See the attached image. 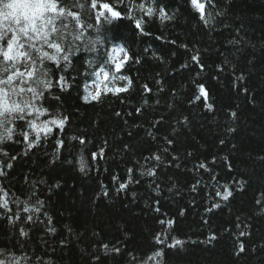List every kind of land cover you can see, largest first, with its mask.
<instances>
[{"label": "trees", "instance_id": "obj_1", "mask_svg": "<svg viewBox=\"0 0 264 264\" xmlns=\"http://www.w3.org/2000/svg\"><path fill=\"white\" fill-rule=\"evenodd\" d=\"M96 3L95 9H91V0H87L86 4L93 16L105 12L103 3H109L113 11L121 12V16L113 18L110 12H105L111 23L102 17L97 25L100 32L88 29L86 33V36L90 34L91 39L99 35L101 43L96 44L97 51L77 52L73 57V64L80 72H84L87 69L86 61L95 59L98 61L94 65L97 71L107 58L103 54H110L113 47L123 48L132 58L128 59L119 71L109 67V78L100 86L97 100L90 99V102H85L82 99L87 94L83 87L84 79H80L77 85L69 89L70 94H61L58 88L50 90L52 96L45 93L48 101L44 107L49 111L40 117L38 123L53 118L56 113L61 116L68 115L70 122L65 125L64 133L53 127V133L46 141L41 133L40 146L30 150L26 148L23 138H17L15 135L12 140L0 145L9 156H17L9 179L5 182L11 192L20 199H26L31 189L29 184H25V177L30 183L41 179L46 181V184L39 185L40 198L47 200V211L53 216L57 229L61 230V238L67 236V232L63 231L66 225L79 233L88 229L85 239L77 243L72 250L74 264H84L80 250L90 248L93 231L100 232L105 242H120L122 249L144 257L146 264H153L146 258L153 251V237L161 230V226L145 205L152 204L155 199L161 200L162 211L168 212L169 217L176 216L180 207L189 208L184 217L177 218L172 235L193 240H203L209 235L210 229L201 220V197L204 193L201 192L196 197L199 207H192L190 203L195 194H189L186 181L191 180V175H179L181 195H172L165 191L161 197H156L145 179L141 184L131 187V190L138 194L135 202L131 200L130 195L96 200L95 203L92 201L101 191V183L108 185L111 190L113 175H118L121 180L125 179L127 168L132 167L135 160L148 154L147 151L137 149L147 148L146 132L154 121L161 118L164 121V127L159 128L157 135L165 132L171 135L172 128L177 127L176 119L188 116L192 122L191 127L180 133L179 142L175 145V154L183 159L187 152H193L192 163L205 158L210 160L213 155L220 157L231 154L235 157L233 164L236 172L233 175L251 180L245 192L236 194L228 206L212 216L211 230L231 231L237 217H240L250 225L253 234L250 243L264 242V209L255 203L261 191H264V161L260 159L264 156V110L259 106L253 109L247 105L245 97L240 95L238 88L233 85L234 72L236 75L240 72H250L253 86L257 92L261 91L260 80L264 78V73L260 70L261 64L264 63V0H228L227 16L213 22L212 28L205 27L198 15L189 10L187 0H125L124 3L120 0H96ZM141 3L145 5L144 11L137 7L128 10L126 7ZM149 6L154 9L151 17L146 14ZM221 6H224L223 0ZM159 7H164L169 15L174 14V19H161ZM76 11L79 12V9ZM137 20L140 21L143 32L136 27ZM241 24L243 28L240 35L255 45V49L249 48V52L254 51L257 58L255 68L246 64L243 58L232 55L234 48L229 41L236 38L235 29L240 28ZM185 44L188 45L187 48L181 46ZM145 49L148 51L145 52ZM197 51L205 65L203 71L191 61V56ZM222 54H227L229 64H223ZM136 57H139V63H136ZM49 64L54 68L51 62ZM184 64L189 67L182 68ZM221 65L224 71L218 72L217 68ZM67 74L75 73L69 69ZM119 76L131 79L132 85L124 92L115 93L116 87L127 85V80H120ZM95 79L94 76L89 77L87 82L91 85ZM157 80L161 81L160 85L155 83ZM197 83H204L210 89L214 112L206 111L201 102H191ZM145 84L151 92L144 91ZM161 87L163 91L160 90ZM109 88L113 91H109ZM174 91L176 95H173ZM55 95H60L61 99H53ZM145 100L148 101L147 104L144 103ZM157 100L160 101L159 104L156 103ZM170 104L173 105L172 108L168 107ZM237 105L240 106L241 134L235 139L228 137L231 143L220 145L219 138L225 135V129L230 123L228 111L236 110ZM137 108L141 110L140 114H137ZM117 112L121 114L119 117L116 116ZM10 127L16 128V125ZM129 132L132 133L131 136ZM34 135L35 133H30V139ZM72 136H83L86 144L81 146L78 140H71ZM17 139L20 140L19 143ZM57 139L64 140L65 147L58 149ZM89 140L90 144L87 143ZM232 143L240 145L238 152L232 151ZM125 144L132 146V151L125 152ZM101 147L104 149V159L99 156ZM25 151L27 155H24ZM93 152L97 153L95 160L91 158ZM57 155V163H49V160ZM81 158L86 164L85 173L79 171ZM68 160H72L73 164L68 165ZM191 166L190 163L188 167ZM217 171L223 172L225 179H231L223 164H220ZM204 179L207 180V174ZM56 183H59L61 188H53V193L49 195L47 188ZM81 192L85 195L81 196ZM11 234L10 226L0 225V248H12L13 242L7 239ZM30 237L24 249L28 253L39 254L43 247V233L34 230ZM48 239L49 243L58 242ZM234 239L235 235L229 236L225 232L219 241L210 245L207 250L204 245L190 246L170 264H237L232 255ZM247 260L248 264H262L264 253L249 256ZM105 264H129L127 254L108 259Z\"/></svg>", "mask_w": 264, "mask_h": 264}, {"label": "snow or ice", "instance_id": "obj_2", "mask_svg": "<svg viewBox=\"0 0 264 264\" xmlns=\"http://www.w3.org/2000/svg\"><path fill=\"white\" fill-rule=\"evenodd\" d=\"M120 2L124 3L125 0H120ZM187 3L189 10L197 14L199 20L208 28H212L213 22L218 21L220 17L227 16L228 0H223V7L221 0H187ZM86 4L87 0H0V130H2L0 131V145L12 140L15 135L17 138L22 137L26 148L30 150L40 146L41 133L44 134L43 139L46 141L53 133V127L61 133L65 132V125L70 122L68 115L61 116L56 113L53 118L38 123L40 117L48 114L49 109L44 107V104L47 103L48 96H52L50 90L53 88H58L61 94H70L69 89L77 85L80 79H84L83 87L87 94L82 99L85 102L98 99L99 91L97 90L95 94L90 91L91 86L87 78L94 76L96 78L92 82L94 85L99 84L101 75L107 81L109 71L106 69H109L110 62H113L111 54H103L107 58L100 64L98 72L94 68V65L98 63L97 60L86 61L87 69L80 72L73 64V57L82 50L96 52V44L101 43L99 35L91 39L90 34L86 36L87 30L94 29L99 33L100 28L97 25L100 24L102 17L111 23L105 12H110L113 18H119L121 12L113 11L109 3H103L102 7L105 12L93 16ZM126 7L128 10H131V7H137L141 11L145 10L143 3ZM95 8H97L96 0H91V9ZM76 9H79V12ZM158 11L161 19H174V14L169 15L164 7H159ZM153 12V7H147L146 14L149 17L153 15ZM136 27L143 32L139 20L136 21ZM242 28L241 24L240 28L235 29L236 38L229 41L234 48L232 55L243 58L246 64L255 68L257 58L254 51L249 52V48L255 49V45L247 42L240 35ZM171 43L176 42L171 41ZM181 46L188 47L186 44ZM120 51L124 49L121 48ZM144 51L147 52L148 49ZM222 55H224L223 64H229L227 54ZM124 58L128 60L132 57L125 53ZM135 61L139 63V57H136ZM191 61L198 66L200 71L204 70L205 65L201 62L199 51L191 56ZM49 62L54 65V68ZM121 67V63H115L117 71ZM181 67L186 69L189 65L184 64ZM69 69L75 74L66 75ZM260 70L264 73V63L261 64ZM217 71L223 72V65L218 66ZM233 76L234 88H238L239 94L245 97L247 105L253 109L259 106L264 110V78L260 80L261 91L257 92L250 80V72L247 74L240 72L239 75L234 72ZM197 77H199V72H197ZM118 78L127 80V85L116 87L115 93L124 92L132 85V80L127 77L119 76ZM213 79H218V77H213ZM155 83L160 85L161 81L157 80ZM195 87L196 92L191 102H201L206 111L214 112L215 106L214 101L211 100L210 89L204 83H197ZM108 90L113 91L112 88ZM160 90L163 91V88L161 87ZM144 91L151 92L147 84L144 85ZM46 92L48 96L45 95ZM173 95H176L175 91ZM53 99L60 100L61 96L55 95ZM144 103L147 104L148 101L145 100ZM156 103L159 104L160 101L157 100ZM168 107L172 108L173 105L170 104ZM140 111L139 108L136 109L137 114H140ZM120 115L119 112L116 113V116ZM228 116L230 123L225 129V135L219 138L220 145H225L226 142L231 143L228 137L235 139L241 134L240 106L237 105L236 110L229 109ZM17 121L24 123L17 124ZM191 123L188 116H182L176 119L177 127L172 128L171 135L167 132L157 135L159 128L164 127V121L163 118L154 121L146 132L147 148L137 149L147 151L148 154L135 160L133 166L127 168L125 179L121 180L118 175H113L111 190L108 185L101 183V191L96 194L92 202L129 195L135 202L138 194L132 191L131 187L141 184L145 179L148 180V187L156 197H161L165 191L172 195H181L182 185L179 175L181 173L186 176L190 174L191 180L186 181L187 190L189 194H195L190 203L192 207H199L196 197L201 192L204 193L201 197L203 200L201 220L210 229L209 235L203 240L180 239L172 235L177 218L184 217L189 208L180 207L176 216L169 217L168 212L162 211L161 200L155 199L152 204H146L145 207L155 215L161 230L157 231L153 237V251L147 256V261H152L153 264H170L190 246L204 245L207 250L226 232L229 236L235 235L232 255L237 264H248L249 256L264 253V242L250 243L253 235L250 225L244 219L237 217L231 231L223 229L222 232H216L211 230L210 221L218 210L222 211L231 200L235 199L236 194L245 192L251 180L233 175L236 172L233 164L235 157L231 154L220 157L213 155L210 160L205 158L195 163H192L194 153L191 151L187 152L183 159L175 154V145L179 142L180 133L186 128L190 129ZM10 125H16V128L23 130L17 131ZM169 127L172 126L169 125ZM30 133H35L31 139ZM129 135L131 136L132 133L129 132ZM71 140H78L81 146L86 144L83 136H72ZM19 142L20 140L17 139V143ZM87 143L90 144L91 141ZM56 145L58 149L63 148L65 142L57 139ZM239 150L240 145L232 143V151L238 152ZM124 151H132V146L125 144ZM24 155H27V151ZM96 156L95 152L91 154L93 160ZM99 156L101 159L105 157L103 147L99 150ZM0 157H3L0 158V225L10 226L12 234L7 239L13 242L12 248H0V264H74L72 250L77 243L85 239L88 229H85L84 233H79L66 225L63 231L67 232V236L61 238V230L57 229L53 216L47 211V200L40 198L39 185L46 184V181L41 179L30 183L25 177V184H29L31 191L26 199L18 198L5 183L9 179L10 170L13 169V162L16 161L17 156H9V153L0 147ZM58 159V155L54 156L49 163L55 165ZM260 159L264 161V156ZM190 163L192 166L189 168ZM67 164L72 165L73 161L68 160ZM220 164L224 165L231 179H225L223 172L217 171ZM173 169L176 171H171ZM79 171L86 172L83 158L80 160ZM205 174H207V180L204 179ZM53 188L60 189L61 185L56 183L48 187L49 195L53 193ZM80 195L83 196L85 193L81 192ZM255 203L264 209V191H261ZM34 230L43 233L41 238L43 247L39 254L28 253L24 249V245L31 238L30 233ZM92 237L90 248L80 250L84 264H105L106 260L116 259L125 254H127L129 264H146L144 257H138L132 251L122 249L120 242L116 244L105 242L101 233L97 231L92 232ZM48 238L58 242L49 243Z\"/></svg>", "mask_w": 264, "mask_h": 264}, {"label": "rangeland", "instance_id": "obj_3", "mask_svg": "<svg viewBox=\"0 0 264 264\" xmlns=\"http://www.w3.org/2000/svg\"><path fill=\"white\" fill-rule=\"evenodd\" d=\"M90 86H91V87H90V91H92L93 94H95V92L98 90V87L95 86L94 84H91Z\"/></svg>", "mask_w": 264, "mask_h": 264}]
</instances>
